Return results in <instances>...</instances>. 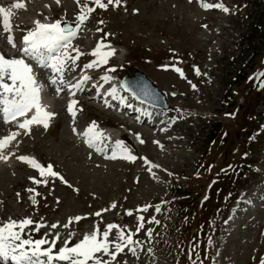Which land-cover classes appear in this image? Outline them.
<instances>
[{"label": "rangeland", "instance_id": "rangeland-1", "mask_svg": "<svg viewBox=\"0 0 264 264\" xmlns=\"http://www.w3.org/2000/svg\"><path fill=\"white\" fill-rule=\"evenodd\" d=\"M0 1L6 9L15 3L25 5L11 8L9 22L19 26L14 27L17 40L37 20H75L87 2L94 11L87 14L72 40V47L83 53L78 59L81 65H70L68 71L96 61L88 59L90 48L105 43L100 53L115 49L116 54L90 71L101 68L102 76L114 73L110 76L115 80L116 73L120 78L138 69L169 104L155 116L160 121L153 126L137 122L130 126L116 120L111 110L95 107L97 101L84 95L73 121L65 113L66 101L61 95L52 105L51 124H55L50 131L37 126L29 135L17 136L4 154L8 159L0 160L2 220L59 222L51 231H59L65 238L69 231L76 232L72 246L101 221V231L115 222L127 226L126 234L129 230L135 233L137 216L143 215L144 228L134 236L142 243L137 255L125 249L111 264H264V87L260 86L264 82V0H121L107 9L99 8L94 0H80V4L76 0H60L59 4L56 0ZM204 3H222L229 11L206 9ZM1 23L2 14L0 34ZM69 52L76 55L71 49ZM110 68L116 71L108 72ZM173 116L177 120L171 126L161 123ZM92 122L109 131L111 136L102 134L108 146L117 130L126 134L128 144L124 146L137 159H102L81 148L71 127ZM165 127L167 131H161ZM139 139L145 143L140 144ZM17 151L40 157L46 164L45 175L16 165L13 155ZM49 164L67 183L47 174ZM151 165L158 166L152 167L155 178L149 172ZM26 174L34 179L28 180ZM35 180H47V185ZM32 195H36V204L29 199ZM113 202L115 209L100 217L94 215L110 209ZM145 205H160L161 211L156 213L154 207L148 212L136 211ZM126 210H133V215H126ZM75 216L86 218L64 229L62 225ZM153 216L159 224L148 223ZM149 229L150 240L146 236ZM49 230L41 229L40 236ZM60 246L58 241L57 248Z\"/></svg>", "mask_w": 264, "mask_h": 264}, {"label": "snow or ice", "instance_id": "snow-or-ice-1", "mask_svg": "<svg viewBox=\"0 0 264 264\" xmlns=\"http://www.w3.org/2000/svg\"><path fill=\"white\" fill-rule=\"evenodd\" d=\"M191 2V0H190ZM59 4L60 0H56ZM77 4H80V0H76ZM94 3L102 9H107L109 4L119 5L121 0H108L104 3L103 0H94ZM25 5L21 3H15L6 9L0 7V14L3 17V29L5 32L9 33L7 39L12 47H16L14 43V38L11 35V25L9 22V17L11 16V8L21 9ZM203 7L218 8L223 9L226 13L229 11L222 3L208 4L204 3ZM94 9L88 7L87 2H85L81 8L79 14L76 16L75 20H56L54 22L42 23L39 20L35 21V26L26 31V34L22 37V45L19 51L22 53L20 57L5 58L3 54H0V113L3 114L4 122H15L16 131L11 132L9 135H5L0 139V159L7 160L8 156L2 153L9 143L16 140L17 136L29 135L31 132V126L43 125L45 129L49 127L50 118L55 115L52 112L44 111V106L40 102V92L41 84L39 83L37 73L34 71L32 64L26 62V57L31 58L36 61L40 69H51L53 75L48 76V81L51 85L56 87V92L59 94L64 87L70 89H80L84 83L91 79L90 76H83L77 83L69 84L64 79L65 70L69 67V62H71V67H76V60L79 59L81 53L78 48L72 47V40L77 36L78 30L84 21L88 18L87 14L93 12ZM136 11V10H134ZM47 19V17L45 18ZM102 23V21H101ZM75 25V26H73ZM206 27V25L204 26ZM98 31H100L98 29ZM109 35V34H106ZM76 52L75 56H72L69 52ZM115 49L103 54L99 51V45L95 51V55L99 58L96 61L85 64L84 68L98 67L101 64H106L108 57L113 55ZM177 72H181L180 68L175 69ZM115 68L108 69V72H115ZM196 74L200 75L199 69H195ZM264 75V73H262ZM102 80L108 82L114 79L113 76L107 73L101 77ZM261 87H264V82H261ZM195 88V85H192ZM124 90L130 93V95L135 99H140V95L132 89V87L127 82H121L120 89L116 86L111 87L106 95L111 96L113 99L117 100H127V97L119 95V91ZM75 95V92L72 93ZM144 95H148L145 91ZM175 95V93H172ZM78 102L72 100L68 105V112L72 115L73 121H75L76 110L74 105ZM107 104L108 101H105ZM131 106V105H129ZM29 113L32 115L29 117ZM226 115H232L226 113ZM22 117V120L18 118ZM177 117L173 116L168 121H161V123H166L168 126L174 124ZM75 132V127L73 128ZM161 131H167V127L162 128ZM87 138V143L90 147L97 145L99 141L102 140V133L95 130V122L87 128L83 133ZM139 138V133L136 134ZM140 144H144L143 139H139ZM154 143L159 144V141H154ZM98 151H104V149L97 148ZM122 153L124 159L135 161L136 156L131 154V150L125 147L122 141H116V146L113 149L112 155L106 158L116 159V152ZM16 159L31 164L33 168H38L40 170V175H45V169L38 164L35 159L28 156L20 155ZM148 163L147 160H145ZM152 167H158L156 165H151L149 167V172L155 178V173H152ZM47 174L53 178L59 177L61 181H64L63 176L59 173L53 171L51 164L47 166ZM172 175L171 173H168ZM30 179H34L31 178ZM36 184L44 183L47 185V180H35ZM29 192H34V189H27ZM19 196V193L17 194ZM39 195V193H36ZM36 195L29 197L33 204L37 203ZM57 203L59 199L57 198ZM117 207L116 203L113 202L110 209H103L94 213L96 217H100L102 212L110 211ZM155 209L156 213L161 211L160 205H145L138 207L137 212H148L150 208ZM126 215L132 216L133 210H126ZM86 217L75 216L70 217L68 223L62 225L64 229H68L69 225L73 222H79ZM42 219V218H41ZM137 220L139 225L136 232L133 233L131 230L125 233V227H121L119 224L107 223L104 225L101 231L100 223H97L95 230L90 232H85L82 239L69 246L72 237L77 235L74 231H69L67 237H63L59 231L54 234L51 230L57 229L59 222L47 225L44 223L34 222L32 218H23L21 220L9 219L7 222H0V264H111L112 261L116 260L117 255L123 253L125 249L132 253V255H137V247H142V243L138 239H134V236L139 233L141 229L144 228V216L138 215ZM157 223L159 221L155 220V216L148 219V223ZM35 226L29 229V226ZM48 228L49 231L44 232L43 236L34 239V233H40L41 229ZM115 233L113 234V230ZM110 236L112 237L110 239ZM146 236L149 240L152 237V230L149 229L146 232ZM27 237V238H25ZM51 237V239H49ZM60 242L63 246L57 249V242ZM47 245V247H44ZM55 250V251H54ZM151 251V249H149ZM194 251V249H193ZM107 256L108 259H103ZM191 257V254H190ZM126 264V262H125Z\"/></svg>", "mask_w": 264, "mask_h": 264}, {"label": "water", "instance_id": "water-1", "mask_svg": "<svg viewBox=\"0 0 264 264\" xmlns=\"http://www.w3.org/2000/svg\"><path fill=\"white\" fill-rule=\"evenodd\" d=\"M123 82H127L140 95V99L155 101L158 106H167L163 95L142 72L135 70L134 76L130 79L125 77ZM145 91L148 93L146 96Z\"/></svg>", "mask_w": 264, "mask_h": 264}, {"label": "bare ground", "instance_id": "bare-ground-1", "mask_svg": "<svg viewBox=\"0 0 264 264\" xmlns=\"http://www.w3.org/2000/svg\"><path fill=\"white\" fill-rule=\"evenodd\" d=\"M3 3V2H2ZM0 52L5 56V57H12L13 53L11 51L5 50L3 47H0ZM27 62V60H26ZM110 83V80H109ZM40 102L41 104L44 106V111H50L51 110V106L54 105V102L52 101V99L48 96L45 97V95L40 93ZM32 114V113H31ZM30 117V116H29ZM89 126H84L82 127L81 131L85 132L87 130ZM96 131L101 132V133H105L106 130H104L101 127H97L95 128ZM115 130V129H114ZM120 131H116L115 132V137L120 140L122 138L123 135L120 134ZM67 144L69 145L70 143L67 142Z\"/></svg>", "mask_w": 264, "mask_h": 264}]
</instances>
